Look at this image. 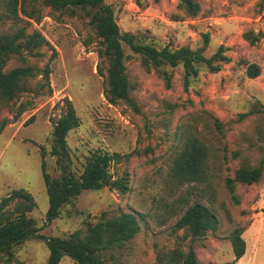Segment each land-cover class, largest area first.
I'll return each instance as SVG.
<instances>
[{
  "label": "rangeland",
  "instance_id": "374dc122",
  "mask_svg": "<svg viewBox=\"0 0 264 264\" xmlns=\"http://www.w3.org/2000/svg\"><path fill=\"white\" fill-rule=\"evenodd\" d=\"M105 1L114 6L121 33L157 48L192 50L202 47V36L208 33L204 55L212 56L222 45L230 62L218 73L200 68L185 88L182 67H166L167 84L154 72H145L135 57H128L125 66L133 106L123 102L113 106L104 97V78L97 72L98 40L88 20L81 14L64 13L55 21L38 4L43 17L27 29L37 30L47 44L37 56L12 58L5 70L48 67L50 73L44 80L37 72L11 109L0 112V119L10 121L0 131V201L12 191L28 192L36 204L28 216L46 238L84 230L86 221L95 223L103 213L134 214L140 231L122 248L105 255L110 264H160L158 256L178 245L184 250L191 246L201 264H226L234 259L228 239L234 229L242 230L246 244L236 264H264V176L258 184L236 188L238 205L225 188L226 178L233 176L242 160L251 166L264 161V36L254 45L242 37L250 30L264 35V11L259 12L264 0H196L199 16L183 21H174L180 15V0ZM24 26L1 21L0 33ZM125 53L130 55L127 48ZM242 61L257 64L260 76L247 79ZM66 101L79 118V126L66 137L72 171L79 175L93 152L116 154L110 174L114 179L127 174L130 190L127 194L85 191L48 223L40 153L45 152L46 172L58 177L60 169L50 156L52 120L63 114ZM241 114L248 115L240 119ZM192 136L206 149L207 180L181 185L171 177V166L186 138ZM20 203L13 200L7 209L12 211ZM193 203L210 207L218 226L214 233L184 239L183 230H175L174 225ZM47 258L44 241L30 239L13 249L11 264H46ZM60 264L75 263L63 257Z\"/></svg>",
  "mask_w": 264,
  "mask_h": 264
},
{
  "label": "trees",
  "instance_id": "16d2710c",
  "mask_svg": "<svg viewBox=\"0 0 264 264\" xmlns=\"http://www.w3.org/2000/svg\"><path fill=\"white\" fill-rule=\"evenodd\" d=\"M38 4L49 10V17L55 21L60 20L59 17L64 13L70 16L81 14L88 20V25L98 40L97 72L104 78V97L107 103L113 106L119 102L133 106L130 97L131 84L125 66L128 57H135L145 72H154L167 84L170 83V75L166 67H182L185 88H188L190 78H197L200 68H205L209 73H218L223 65L230 62L226 55L227 49L222 45L212 56L204 55L209 45L208 33L202 36V47L196 50L187 46L178 49H171L168 46L157 48L152 43H143L137 36L121 33L116 23L114 6L105 0H0V22L9 20L25 24L12 33H0V112L11 109L13 102L27 91L28 81L37 72H40L44 80L49 78L48 67L42 71H37L31 66L5 70L12 58H22L24 55L37 56L46 46L44 37L37 30L32 29L28 32L27 29L32 24H38L43 17L41 11L36 9ZM177 10L180 15L174 17V21L195 20L201 12V7L196 0H180ZM263 11L264 5L259 3V12ZM58 13L59 16L55 17ZM263 36L262 32L254 33L250 30L242 37L249 45H254ZM126 48L130 55H126ZM242 64L245 66L247 79L260 76L261 68L257 64L244 61ZM66 102L67 107L63 114L52 120L53 145L50 156L55 157L56 169H60L58 177H51L46 172L45 152L42 150L40 153L41 176L48 196V209L45 213L48 223L57 220L62 207L76 200L85 191L109 189L127 194L130 190L127 174L116 179L110 174L112 162L118 159L116 154L93 152L86 157L79 175L72 171L68 164L71 163V159L66 137L71 130L79 126V118L71 103ZM247 115L241 114L239 118L243 119ZM9 124V119H0V131ZM217 129L221 133L218 122ZM207 173L205 147L195 137H187L182 151L173 161L171 177L181 185L202 184L207 180ZM263 176L264 161L257 166H251L247 160H242L233 176L225 180V188L231 201L235 205L239 204L236 194L238 186L258 184ZM13 200H20L21 203L9 211L7 208ZM35 206L34 200L25 190L12 191L0 201V264H11L13 249L30 239L44 241L48 250L46 264H60L63 257H68L75 264H110L105 255L122 248L140 231L139 221L134 214L120 212L109 216L103 213L95 223L86 221L84 230H77L65 237L46 238L40 234L41 229L37 227L35 221L28 216ZM217 226L216 217L210 207L193 203L187 206L175 222L174 228L183 230V238L187 239L214 233ZM228 239L234 259L226 264H236L246 251L242 230L234 229ZM158 261L160 264H201L191 246L184 250L181 245L159 255Z\"/></svg>",
  "mask_w": 264,
  "mask_h": 264
}]
</instances>
